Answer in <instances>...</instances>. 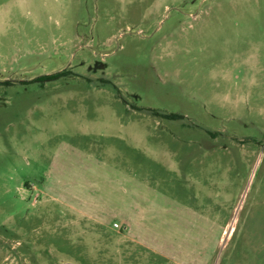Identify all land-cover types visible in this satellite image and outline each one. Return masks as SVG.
Segmentation results:
<instances>
[{
    "label": "rangeland",
    "instance_id": "1",
    "mask_svg": "<svg viewBox=\"0 0 264 264\" xmlns=\"http://www.w3.org/2000/svg\"><path fill=\"white\" fill-rule=\"evenodd\" d=\"M0 264H264V0H0Z\"/></svg>",
    "mask_w": 264,
    "mask_h": 264
},
{
    "label": "trees",
    "instance_id": "2",
    "mask_svg": "<svg viewBox=\"0 0 264 264\" xmlns=\"http://www.w3.org/2000/svg\"><path fill=\"white\" fill-rule=\"evenodd\" d=\"M54 75V74H52ZM52 75H49L48 77L52 76ZM166 118H170V119H174V118H178L180 117V114H177V113H166V114H163Z\"/></svg>",
    "mask_w": 264,
    "mask_h": 264
},
{
    "label": "crops",
    "instance_id": "3",
    "mask_svg": "<svg viewBox=\"0 0 264 264\" xmlns=\"http://www.w3.org/2000/svg\"><path fill=\"white\" fill-rule=\"evenodd\" d=\"M86 216V215H85ZM94 216H97V215H94ZM98 217V216H97ZM93 219H95V220H98L96 217L95 218H93ZM100 220V219H99ZM101 221V220H100ZM114 223L115 222H113L112 224L114 225Z\"/></svg>",
    "mask_w": 264,
    "mask_h": 264
},
{
    "label": "built area",
    "instance_id": "4",
    "mask_svg": "<svg viewBox=\"0 0 264 264\" xmlns=\"http://www.w3.org/2000/svg\"><path fill=\"white\" fill-rule=\"evenodd\" d=\"M114 226H116V223H114Z\"/></svg>",
    "mask_w": 264,
    "mask_h": 264
}]
</instances>
